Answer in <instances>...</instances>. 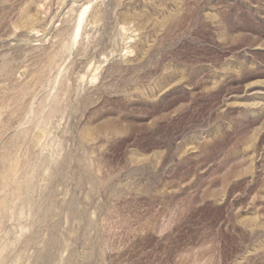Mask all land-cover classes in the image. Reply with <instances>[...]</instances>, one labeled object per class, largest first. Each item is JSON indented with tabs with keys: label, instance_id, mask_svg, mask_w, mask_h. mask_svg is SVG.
I'll use <instances>...</instances> for the list:
<instances>
[{
	"label": "rangeland",
	"instance_id": "374dc122",
	"mask_svg": "<svg viewBox=\"0 0 264 264\" xmlns=\"http://www.w3.org/2000/svg\"><path fill=\"white\" fill-rule=\"evenodd\" d=\"M0 264H264V0H0Z\"/></svg>",
	"mask_w": 264,
	"mask_h": 264
},
{
	"label": "bare ground",
	"instance_id": "6f19581e",
	"mask_svg": "<svg viewBox=\"0 0 264 264\" xmlns=\"http://www.w3.org/2000/svg\"><path fill=\"white\" fill-rule=\"evenodd\" d=\"M81 13H82V12H81ZM79 17H80V16H79ZM74 27H75V26H74ZM76 30H77V28H75V31H74V30H73V31L76 32ZM74 32H72V33L74 34Z\"/></svg>",
	"mask_w": 264,
	"mask_h": 264
}]
</instances>
